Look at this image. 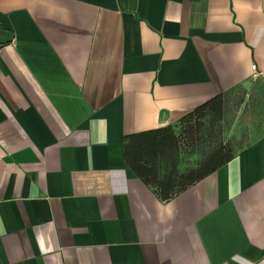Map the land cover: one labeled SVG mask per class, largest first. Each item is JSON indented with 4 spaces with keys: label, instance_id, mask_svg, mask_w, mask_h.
Instances as JSON below:
<instances>
[{
    "label": "crops",
    "instance_id": "crops-1",
    "mask_svg": "<svg viewBox=\"0 0 264 264\" xmlns=\"http://www.w3.org/2000/svg\"><path fill=\"white\" fill-rule=\"evenodd\" d=\"M0 264H264V0H0Z\"/></svg>",
    "mask_w": 264,
    "mask_h": 264
},
{
    "label": "rangeland",
    "instance_id": "rangeland-1",
    "mask_svg": "<svg viewBox=\"0 0 264 264\" xmlns=\"http://www.w3.org/2000/svg\"><path fill=\"white\" fill-rule=\"evenodd\" d=\"M206 125L207 124L205 122H202L199 129L197 141L193 145L185 146L182 149V158L178 159V161H180V164L183 168H185L186 166H190L191 164H195L212 150H217V145L220 140L219 133L215 129V132L213 133L214 135L211 134V128L209 130L208 126ZM212 136L214 137L212 138ZM194 155H196L197 157L193 158ZM163 167H169L168 163H165Z\"/></svg>",
    "mask_w": 264,
    "mask_h": 264
},
{
    "label": "trees",
    "instance_id": "trees-1",
    "mask_svg": "<svg viewBox=\"0 0 264 264\" xmlns=\"http://www.w3.org/2000/svg\"><path fill=\"white\" fill-rule=\"evenodd\" d=\"M217 101H219V100H217ZM210 102L211 101H209V102L203 104L202 106L196 108L195 111H194V114H197V115L198 114H202L204 112V110L207 109L208 107H210V106L214 107L212 105V102L211 103ZM215 104H217V103H215ZM217 106H218V104H217ZM226 160H227V155L226 154H221L220 152L214 151V153L209 157L208 166L206 168L201 169V170L198 171L199 176L202 175V174H205L207 172L213 171L214 169H216L217 166L221 165ZM184 186H185V183H182L180 188H183ZM163 187L164 188L162 189V186L160 184L159 191L163 193L162 194L163 195V199H167V198L170 197V193L173 192L171 190L173 188V185L165 183V185Z\"/></svg>",
    "mask_w": 264,
    "mask_h": 264
},
{
    "label": "built area",
    "instance_id": "built-area-1",
    "mask_svg": "<svg viewBox=\"0 0 264 264\" xmlns=\"http://www.w3.org/2000/svg\"><path fill=\"white\" fill-rule=\"evenodd\" d=\"M251 69H252L253 73L256 74L255 65H252Z\"/></svg>",
    "mask_w": 264,
    "mask_h": 264
}]
</instances>
